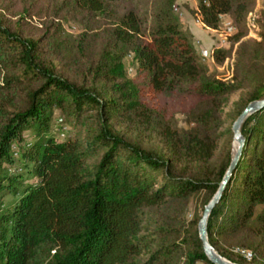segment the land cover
<instances>
[{
    "label": "trees",
    "instance_id": "16d2710c",
    "mask_svg": "<svg viewBox=\"0 0 264 264\" xmlns=\"http://www.w3.org/2000/svg\"><path fill=\"white\" fill-rule=\"evenodd\" d=\"M253 2L197 0L191 12L215 30L229 14L239 29L230 39L238 40ZM174 5L61 0L58 12L83 22L74 42L58 23L29 37L0 19V264H213L197 224L232 157L229 140L215 159L223 98L242 85L236 72L207 74ZM261 35L249 61L264 64ZM210 54L222 62L227 49ZM249 88L235 117L264 97V78H251ZM176 106L192 127L176 124ZM241 133L242 153L209 213L207 237L232 262L263 264L220 241L251 233L256 241L241 245L264 252V107ZM200 193V211L187 219V201Z\"/></svg>",
    "mask_w": 264,
    "mask_h": 264
},
{
    "label": "rangeland",
    "instance_id": "374dc122",
    "mask_svg": "<svg viewBox=\"0 0 264 264\" xmlns=\"http://www.w3.org/2000/svg\"><path fill=\"white\" fill-rule=\"evenodd\" d=\"M196 1L175 0L174 11L179 17L182 30L190 36L195 51L207 69V74L219 78H231L232 74L236 72L238 81L242 85L241 88L230 92L223 98L224 102L220 115L221 127L219 129L222 130L223 137L219 141L215 157L218 160L225 151L229 140L232 151L236 148V145L233 144L232 124L237 118L235 117L236 111L241 108L247 91L250 89V79L264 78V64L259 59L249 61L251 48L254 46L253 40L261 41V34H264V14L261 13L263 0H254L251 4L242 24L243 33L238 40L230 39L239 29L229 14L221 16L219 27L216 30L203 26L190 9V6H194ZM59 5H61V0H0V19L10 28L19 29L22 35L29 37H37L58 23L62 27V36L68 41L74 42L84 29L83 22L72 15L64 14V11L59 13ZM213 47L227 49V55L222 62H216L211 57L210 53ZM124 62L126 73L129 76L134 75L136 64L133 63L132 54L127 55ZM183 110V107H175L176 124L181 128L192 127L193 124L187 119ZM58 116V112H54L51 121L54 123ZM52 129L55 131V128ZM25 134L27 138H30L29 130ZM2 167L6 170V166H0V169ZM202 197L203 193H200L194 194L188 199L185 213L187 219H191L194 212L201 208ZM11 198V194L4 196L5 201ZM220 241L223 250L232 254H241L240 250L247 249L252 253V256L250 259H245L242 256L246 261L256 259L264 264V252L258 254L241 245L256 241L253 234H244L241 231L232 236H223ZM197 264L204 263L198 262Z\"/></svg>",
    "mask_w": 264,
    "mask_h": 264
},
{
    "label": "water",
    "instance_id": "95a60500",
    "mask_svg": "<svg viewBox=\"0 0 264 264\" xmlns=\"http://www.w3.org/2000/svg\"><path fill=\"white\" fill-rule=\"evenodd\" d=\"M264 107V97L261 99L254 100L249 102L246 107L242 110V112L238 115L236 120L232 124L233 131V141L236 143V148L232 151V157L230 163L222 177V180L219 183V186L216 192L213 194L208 203L204 206L202 214L199 218L197 228H198V236L202 243V247L205 255L213 264H238L228 260L227 258L220 255L214 247L209 243L207 237V220L210 211L217 204L221 198L222 192L224 191L227 183L230 180V177L235 169L236 163L238 162L242 149L244 146L245 138L241 133V126L245 120V118Z\"/></svg>",
    "mask_w": 264,
    "mask_h": 264
},
{
    "label": "bare ground",
    "instance_id": "6f19581e",
    "mask_svg": "<svg viewBox=\"0 0 264 264\" xmlns=\"http://www.w3.org/2000/svg\"><path fill=\"white\" fill-rule=\"evenodd\" d=\"M60 135H63V133L61 132V134ZM233 144H235L236 145V143L235 142H233ZM246 251V249H243V250H240V252H241V255L245 258V259H250L251 258V256H252V253L249 251V252H245Z\"/></svg>",
    "mask_w": 264,
    "mask_h": 264
},
{
    "label": "crops",
    "instance_id": "0c3cea01",
    "mask_svg": "<svg viewBox=\"0 0 264 264\" xmlns=\"http://www.w3.org/2000/svg\"><path fill=\"white\" fill-rule=\"evenodd\" d=\"M195 6H196V2H194V6L193 5L190 6V9H193Z\"/></svg>",
    "mask_w": 264,
    "mask_h": 264
},
{
    "label": "built area",
    "instance_id": "2783aa9c",
    "mask_svg": "<svg viewBox=\"0 0 264 264\" xmlns=\"http://www.w3.org/2000/svg\"><path fill=\"white\" fill-rule=\"evenodd\" d=\"M245 252H249L248 250H246Z\"/></svg>",
    "mask_w": 264,
    "mask_h": 264
}]
</instances>
